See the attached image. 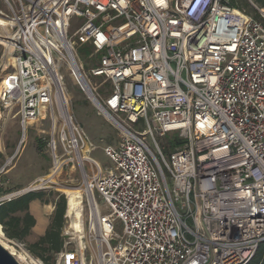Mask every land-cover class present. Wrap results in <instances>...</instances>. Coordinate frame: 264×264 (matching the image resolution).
<instances>
[{
    "label": "built area",
    "instance_id": "2783aa9c",
    "mask_svg": "<svg viewBox=\"0 0 264 264\" xmlns=\"http://www.w3.org/2000/svg\"><path fill=\"white\" fill-rule=\"evenodd\" d=\"M0 33L14 48L0 107L25 132L51 120L53 150L49 173L0 204L78 167L99 264H249L261 249L264 260V23L231 0H0ZM64 65L122 134L103 150L108 171L72 117ZM169 133L183 142L165 154ZM10 243L29 256L19 264H44Z\"/></svg>",
    "mask_w": 264,
    "mask_h": 264
},
{
    "label": "rangeland",
    "instance_id": "374dc122",
    "mask_svg": "<svg viewBox=\"0 0 264 264\" xmlns=\"http://www.w3.org/2000/svg\"><path fill=\"white\" fill-rule=\"evenodd\" d=\"M233 7L242 12L252 14L257 20L264 23V0H231ZM78 22L79 20L76 19ZM75 21V22H76ZM1 34V33H0ZM5 37L4 34H1ZM79 57L83 61L86 73L90 76L91 85L99 86L107 95L110 86L101 87L103 78H94L91 75L93 68L97 67L94 61L88 60L90 52L87 48L79 50ZM7 65H13V55L8 52L5 44L0 43V84L5 74ZM62 76H64V88L68 98V105L74 120L83 128L91 143L95 146L91 158L100 163L103 171H108L113 163L106 157L104 148L108 145L117 146L122 140V134L108 119H106L88 98L84 90L76 85L68 69L63 67ZM51 120L46 122L35 123L25 132L18 121L16 111L3 110L0 107V199L14 191L22 189L36 180V178L46 175L53 166V150L52 146L48 147V143L52 137ZM135 128L145 132L146 127L137 125ZM178 134L169 133L166 138H158L161 147L166 148L165 154L168 153L170 145L176 144ZM148 143L152 146V140L148 138ZM40 147H42L40 149ZM60 149L61 146H57ZM10 162V164H8ZM58 185L55 189H51L56 194H62L67 197L74 192L82 195V217L81 230H78L72 218L75 214L68 216L66 214V226L63 236L66 237L65 248L62 254L56 258V264H80L82 258L86 264H99V245L98 236H96L91 220V211L89 207V196L83 191V178L81 171L65 166L62 174L56 178ZM74 191V192H72ZM57 196H47L43 201L38 202L39 212L43 223H50V219L55 210L54 198ZM98 207L102 214H109L110 209L104 203L103 199L96 193ZM68 208V207H67ZM80 231V232H79ZM118 232L121 233L119 224ZM33 237H28V243H34ZM0 242L6 249L15 255H20V251H16L10 240L3 237L0 232ZM102 242V241H101ZM116 244V240L112 241ZM16 252V253H15ZM35 258V257H34ZM37 259V258H36ZM28 260V258H27ZM25 260V261H27Z\"/></svg>",
    "mask_w": 264,
    "mask_h": 264
},
{
    "label": "trees",
    "instance_id": "16d2710c",
    "mask_svg": "<svg viewBox=\"0 0 264 264\" xmlns=\"http://www.w3.org/2000/svg\"><path fill=\"white\" fill-rule=\"evenodd\" d=\"M182 142L177 138L176 144L169 146L168 153L181 146ZM51 195L57 197L54 198L55 210L50 224L38 241L28 243V237L32 235L37 226L35 216L30 209L31 205ZM67 211V197L62 194H56L53 191L30 193L8 203L0 204V232L8 240L24 244L27 251L33 257L41 259L44 264H56V258L63 253L65 248L66 237L63 236V232L67 223ZM249 264H264L262 249Z\"/></svg>",
    "mask_w": 264,
    "mask_h": 264
},
{
    "label": "bare ground",
    "instance_id": "6f19581e",
    "mask_svg": "<svg viewBox=\"0 0 264 264\" xmlns=\"http://www.w3.org/2000/svg\"><path fill=\"white\" fill-rule=\"evenodd\" d=\"M0 42L2 44H5L6 45V47L8 48V52L10 54L13 53L14 48H12L10 44H8V43H6L4 41H0ZM66 99H67V101H69L68 98H67V96H66ZM72 192H74V191H72ZM82 212H83L82 195L79 192H74L73 194L69 195V201H68V216H72L73 214H75V218H72V221L74 222V225H75V227L78 230H81V222H80V220H81V217H82ZM0 244L6 249V247L1 242H0ZM8 252H10V251H8ZM10 253L17 259L18 262L19 261H23L24 262L25 260H27V258H29V256H27L25 254H22V253H20V255L18 253H17V255H15L12 252H10ZM72 262L70 264H72Z\"/></svg>",
    "mask_w": 264,
    "mask_h": 264
},
{
    "label": "crops",
    "instance_id": "0c3cea01",
    "mask_svg": "<svg viewBox=\"0 0 264 264\" xmlns=\"http://www.w3.org/2000/svg\"><path fill=\"white\" fill-rule=\"evenodd\" d=\"M244 13H246V12H244ZM246 14L249 15V16H253L252 14L251 15L248 14V13H246ZM30 209H31L32 214L35 216L36 223H37V226L33 230L32 235H31V237H33L34 240H35L34 242H36V241H38L39 237L44 235V233L46 232V230H47V228H48L50 223H48V222L47 223L46 222L43 223L42 222L41 217L38 214V212H39L38 202L34 203L33 205H31Z\"/></svg>",
    "mask_w": 264,
    "mask_h": 264
},
{
    "label": "water",
    "instance_id": "95a60500",
    "mask_svg": "<svg viewBox=\"0 0 264 264\" xmlns=\"http://www.w3.org/2000/svg\"><path fill=\"white\" fill-rule=\"evenodd\" d=\"M89 100L91 99L94 105H96L98 108L102 107L101 104L98 103L93 97V94L91 92L88 93ZM109 117L106 116V119ZM68 207V204H67ZM0 264H19L17 259L8 252L1 244H0Z\"/></svg>",
    "mask_w": 264,
    "mask_h": 264
}]
</instances>
